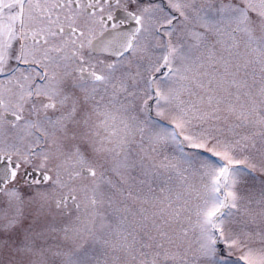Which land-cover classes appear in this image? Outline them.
I'll return each instance as SVG.
<instances>
[{"label": "snow or ice", "instance_id": "obj_1", "mask_svg": "<svg viewBox=\"0 0 264 264\" xmlns=\"http://www.w3.org/2000/svg\"><path fill=\"white\" fill-rule=\"evenodd\" d=\"M0 264H264V0H0Z\"/></svg>", "mask_w": 264, "mask_h": 264}]
</instances>
